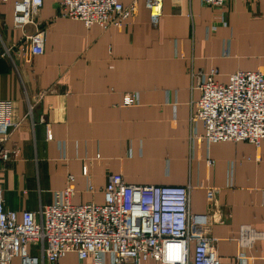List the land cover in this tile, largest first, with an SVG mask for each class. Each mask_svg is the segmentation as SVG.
Wrapping results in <instances>:
<instances>
[{
	"label": "crops",
	"instance_id": "0c3cea01",
	"mask_svg": "<svg viewBox=\"0 0 264 264\" xmlns=\"http://www.w3.org/2000/svg\"><path fill=\"white\" fill-rule=\"evenodd\" d=\"M15 2L0 0V101H11L12 122L22 120L7 132L6 209L38 212L71 176L77 205L103 203L115 173L130 184L189 186L191 231L213 238L221 264H264V238L240 240L243 225L264 232V140L210 142L204 124L191 122L199 76L216 69L227 84L240 70L264 72V0H164L157 26L137 0V13L109 28L61 16L60 0H44L34 24L18 26ZM37 29L44 53L28 62ZM128 93L138 103L125 105ZM209 188H217L212 201ZM29 251L41 255L38 244ZM41 264L96 263L69 252Z\"/></svg>",
	"mask_w": 264,
	"mask_h": 264
},
{
	"label": "built area",
	"instance_id": "2783aa9c",
	"mask_svg": "<svg viewBox=\"0 0 264 264\" xmlns=\"http://www.w3.org/2000/svg\"><path fill=\"white\" fill-rule=\"evenodd\" d=\"M213 7H224L230 0H203ZM44 0H16L14 23L34 24L33 15ZM152 23L157 26L163 14L164 0H144ZM138 11L134 0H60L63 17L81 20L86 26L104 28L123 25ZM25 59L44 53L45 31L37 29L28 36ZM218 71L199 76L200 98L195 102L191 122H202L204 138L210 142L246 140L259 145L264 140V72L237 71L227 84L216 80ZM139 94L128 93L124 104L138 103ZM30 105L25 117H32ZM11 101H0V171L14 151L6 144L8 129L19 127L22 120H10ZM25 119V118H24ZM52 135L49 134V138ZM87 174V168H84ZM74 178L63 190L54 193V202L38 212L21 214L6 209L0 187V264L58 262L69 252L79 259L92 257L96 264H141L153 260L159 264H221L213 238L191 231L190 188L175 185L127 183L120 173L111 174L103 203L73 204ZM217 188H209L212 201ZM264 238V232L241 227L240 240L251 245ZM195 242L190 255V244ZM39 245L41 255L31 254L29 245ZM239 258L243 259L241 255Z\"/></svg>",
	"mask_w": 264,
	"mask_h": 264
}]
</instances>
